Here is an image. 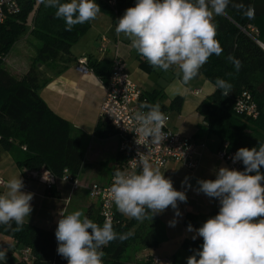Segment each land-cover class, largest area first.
I'll use <instances>...</instances> for the list:
<instances>
[{"label": "clouds", "instance_id": "clouds-1", "mask_svg": "<svg viewBox=\"0 0 264 264\" xmlns=\"http://www.w3.org/2000/svg\"><path fill=\"white\" fill-rule=\"evenodd\" d=\"M40 2L56 9L55 16L65 21L67 31L95 20L101 11L95 0ZM227 4L228 0H136L135 6L127 8L117 20L115 33L129 39L131 46L154 69L168 71L178 67V75L182 74V83L187 85L198 76L211 55L223 51L215 39L212 17L223 14ZM236 65L239 67L238 61ZM216 87L224 90L230 85L217 78ZM140 109L133 116L136 135L144 138L146 146L161 143L166 137L163 128L167 117L160 105L143 103ZM138 157L134 160L139 173L120 169L114 173L110 194L117 210L137 221L162 214L169 206L175 210L176 217L181 216L178 202H187L186 192L176 190L159 167L153 168L147 155L138 153ZM232 161L242 162L244 170L221 166L214 170V180H197L195 191L217 199L219 211L198 229L188 225L187 231L195 233L193 240L202 237L203 243L187 258V264H264V173L261 172L264 144L239 148ZM188 181L185 177L181 183L191 187ZM6 188L0 194V225L19 231L33 211L30 202L34 194L22 191L24 182L20 176L8 180ZM176 223L173 219L169 225L174 227ZM132 235L116 233L110 220L100 226L79 210L61 214L55 230L57 253L67 264H103L101 249ZM6 253L7 249H0V261L4 264Z\"/></svg>", "mask_w": 264, "mask_h": 264}, {"label": "trees", "instance_id": "trees-1", "mask_svg": "<svg viewBox=\"0 0 264 264\" xmlns=\"http://www.w3.org/2000/svg\"><path fill=\"white\" fill-rule=\"evenodd\" d=\"M18 1L19 13L0 26V146L14 155L15 164L22 171L46 170L60 177L66 169L71 177L76 178L83 165L80 143L73 135L71 124L54 114L41 99L39 92L44 80L40 67L70 63V49L87 32L91 21L77 24L67 31L65 21L56 18L55 8L45 7L40 0ZM95 2L101 8L100 13H110L117 22L127 8L135 6L136 0H118L116 14L99 0ZM31 12L34 16L29 34L39 47L28 71L18 78L3 68V61L25 32ZM212 23L216 26L215 39L223 51L220 55H211L199 70L198 75H202L215 90L200 101L196 111L202 117L207 135L217 139L221 145L226 143L228 152L235 154L241 147L253 148L264 144V50L257 44H264V0H228L223 14L214 15ZM139 57L150 65L145 58ZM111 68L112 60L109 59L94 60L88 64L89 71L105 85ZM217 78L226 81L230 88L218 89ZM243 91L252 96L257 106L258 117L255 120L236 115L233 111L234 103ZM161 98V92L154 90L141 94L140 103L157 104ZM182 101L179 96L173 98L168 109L179 112ZM95 134L102 138L114 132L107 123L100 121L95 127ZM261 172L264 173V167ZM51 195L56 197L53 193ZM218 211L217 200L214 216ZM85 215L103 225L98 214L94 217L90 209ZM144 220L127 219L120 212L115 214L113 230L118 234L131 232L133 235L123 242L117 239L104 246L101 249L103 264H132L123 261L129 248L138 246L144 249L158 245L156 224L144 226ZM189 224L193 228L200 226L191 213H187L183 221L185 227ZM12 227H16L14 222ZM0 233L15 243V250L6 253V264H67V260L57 253L55 231L25 223L19 231L0 225ZM202 243V237L185 239L181 248L193 255ZM24 247L30 248L33 253L29 263L23 262L18 255V250ZM0 264L4 262L0 261Z\"/></svg>", "mask_w": 264, "mask_h": 264}, {"label": "crops", "instance_id": "crops-1", "mask_svg": "<svg viewBox=\"0 0 264 264\" xmlns=\"http://www.w3.org/2000/svg\"><path fill=\"white\" fill-rule=\"evenodd\" d=\"M98 15H100V13ZM106 23L104 27L99 29L100 31H93L89 35L84 34L71 47L70 63L66 65L62 63H52L40 67V70L43 71L42 79L44 80V85L39 92L41 99L54 114L71 124L73 135L80 143L83 165L80 173L76 177L79 187L71 191L68 184L56 181L49 191L47 186L42 182L31 178L28 172L20 170L15 164L14 155L4 151L0 146V179L7 183L11 178L20 176L24 182L22 191L34 194L30 202L33 211L29 218H25V223L27 224L55 231V229L47 227L51 224V213L55 208H61L60 210L62 213L68 201H71L75 195L82 197L81 194H86L88 201H92L88 196L89 186L92 184H107L115 171L117 169L121 170L124 164V158L119 152V138L114 134L102 138L95 134L97 123L102 121L100 118V106L105 94V84H103L92 72L86 75L76 72V60L80 57H86L89 64L94 60H113L117 55L127 64V62H130V59L134 57L137 64L132 66L134 70L128 75L129 78L136 84L141 94L154 90L158 91L156 87H154L156 86L155 84H151V91H146V89H144L147 87L146 81L148 80V77L141 71V65L145 63L144 60L139 57L137 51L131 46V41L129 39L123 34L117 36L115 30L112 32V29H115L116 25L113 27L111 22ZM102 36L108 41L107 50L104 53L98 51V41ZM22 45L24 44L20 46ZM21 51V53H23V58H17L16 61H13V63L20 68H18V70L15 69L21 72L18 78L28 71L36 50L27 54L24 46H22ZM3 62H5V59ZM195 90H200L201 93L195 96L193 94ZM214 90V86L205 80L200 89L189 90L188 85L177 83L172 87L170 86L165 93L160 91L162 98L157 100V104L160 105V110L169 117L167 128L183 137L192 139L197 145L203 147H199L198 149V167L190 171L192 174L188 181L191 186L195 183L196 187L195 185L193 187L182 185L181 182L183 178H180L177 171L179 168H186L181 164L170 162L164 169H160L161 173H163L166 178L172 180L173 187L176 190L186 192L187 202H178V208L181 213L179 217L175 216V210L169 206L162 214L147 218L151 220V223L156 224L155 230L158 244L162 242L166 244L173 242L175 246L180 245L181 247L185 239L193 240L192 237L195 233L188 232L187 227L183 225L187 213L196 216L197 222L200 224L199 227H201L208 218L214 217L217 199L209 198L205 194L195 191L198 186V179L214 180V170L221 166L228 167L226 163L220 161L216 157L215 153L220 148L221 144L217 139L207 135L206 131L203 129L202 117L196 111L200 101L211 95ZM178 96L183 100L180 111L176 112L169 110L168 106L171 100ZM178 183L182 185L181 188L185 189L179 190L175 187V184ZM6 191V186L2 187L0 194ZM51 193L55 194L56 197H53ZM60 202L62 203L61 207L56 204ZM96 206V213L98 214L97 203ZM84 208L85 210L90 209L92 213L95 209L93 203L85 205ZM124 217L129 219V217L125 215ZM173 219L177 221L174 227L169 225V222ZM199 227L194 229H198ZM198 238L201 237L197 236L196 239ZM179 251L180 250L177 249L176 255L174 257L172 256V259L167 257L169 264L175 261V257L179 255ZM166 264H168V262Z\"/></svg>", "mask_w": 264, "mask_h": 264}, {"label": "built area", "instance_id": "built-area-1", "mask_svg": "<svg viewBox=\"0 0 264 264\" xmlns=\"http://www.w3.org/2000/svg\"><path fill=\"white\" fill-rule=\"evenodd\" d=\"M107 6L114 14L117 13L118 0H99ZM20 6L18 0H0V26L8 18L19 13ZM108 41L101 37L98 41V51L104 53L107 50ZM125 62L117 55L112 60V68L107 84L105 85V94L100 106V118L107 123L113 130L114 135L119 138V152L124 158V164L121 171L127 173L137 172L140 168L134 159H138V153L147 155L153 167L164 169L170 162L181 164L189 171L198 167V149L197 143L192 139L183 137L174 133L167 128L169 122L168 115L165 122L163 133L166 137L159 144L145 145L143 137L136 135V121L133 119L134 113L140 109L141 92L136 84L129 78L126 71ZM75 71L79 74L86 75L88 69V60L86 57H80L75 62ZM200 90L193 91L195 96L200 94ZM146 111V110H144ZM233 111L236 115L255 120L258 117L257 106L252 96L243 91L234 103ZM138 140L137 143L136 141ZM23 150H25L23 148ZM216 157L227 164L230 169L244 170L242 162L233 163V152H228L227 144L223 143L215 153ZM30 177L42 182L49 189L56 181H61L70 186L74 191L79 187L76 178L69 175L68 171L63 170L60 177L52 175L49 171L30 172ZM114 176V175H113ZM113 176L107 184H92L88 188L89 198L98 204V216L104 223L110 220L112 223L116 213H119L110 194V187L113 183ZM6 182L0 179V188L5 187ZM18 255L23 262L29 263L33 259L32 250L28 247L20 248ZM157 258L152 259L156 264Z\"/></svg>", "mask_w": 264, "mask_h": 264}, {"label": "rangeland", "instance_id": "rangeland-1", "mask_svg": "<svg viewBox=\"0 0 264 264\" xmlns=\"http://www.w3.org/2000/svg\"><path fill=\"white\" fill-rule=\"evenodd\" d=\"M214 15L215 14H213V17ZM33 16H34L33 12H31L28 15L26 25H25V32L17 40V42L15 43V45L12 47L11 51L9 52L8 56L5 58V62H3V68L7 72H9L10 74L16 77H18L21 74V72L17 71L19 67H17V65L14 64L13 61H16L17 58H21V57L23 58V55H22L23 53H21L22 46H24V49L25 51H27V54L34 52L39 47V43L29 34L31 27H32ZM98 16L93 22L91 21L92 25L85 33L86 35L91 34L93 31L94 32L100 31L99 29L104 27L107 24L106 22H111L113 27L114 25L117 24V22L113 20L110 13L104 12V13H100V15ZM114 30L115 29L113 28L112 32ZM21 44H24V45L20 46ZM24 61H25V57H24ZM134 64H137L134 57L130 59V62H127L126 71L128 75L131 73V71L134 70V67H132ZM141 67H142L141 71L143 72V74H145L148 77V80L146 81L147 87L144 88L146 89V91L152 90L151 84H155L156 86L154 87H156V89L158 91H161L162 93H165L166 91H168V88L170 86L172 87L177 83L183 84L182 74L178 75L179 68L176 66H173L168 71H163L161 69H154L151 65H148L146 63H143ZM40 72L42 73L43 71L40 70ZM204 82H205L204 77L202 75H198L196 78H194L187 84L188 89L189 90L200 89ZM0 152H1V149H0ZM177 174L180 176V178H183L182 180H184L185 177L189 178L192 172L187 171L186 169H183V168H179V170L177 171ZM194 185L196 187L195 183ZM194 185H192L191 187H193ZM181 186L182 185L180 183L175 184V187H177L179 190L185 189V188H181ZM0 192H1V188H0ZM81 196L82 197H79V195L78 196L75 195L71 201H68L62 213L60 210L61 208H57V209L55 208L53 212L51 213V218H52L51 224H49L47 227L50 229L56 230L57 222L61 218V214L67 215V214H70L72 212L79 210L83 212L85 215L87 212V209L85 210L84 206L87 204L93 203V207L95 208L93 211V215L95 217L96 209H97L96 203L94 201L93 202L88 201L86 194H81ZM56 204H58L57 206H60V207L62 206L61 202L56 203ZM150 223H151L150 221H147L145 219L144 223L142 224L144 226H149ZM57 247H58V244H57ZM0 249H7V252H12L15 250V243L12 239L0 233ZM177 249L180 251H179V255L175 257V261H173L174 264H186L187 258L191 256L192 254L181 249L180 245L175 246L173 242L168 243V244L162 242L161 244H158L156 247H150V248H144V249H141L138 246H133L129 248L128 251L125 253L123 257V261L132 263V264H146L148 262L151 264H154L152 263V259L157 258L158 262L156 264H166L167 262L169 264L167 257L172 259L171 257L172 256L174 257L176 255Z\"/></svg>", "mask_w": 264, "mask_h": 264}, {"label": "water", "instance_id": "water-1", "mask_svg": "<svg viewBox=\"0 0 264 264\" xmlns=\"http://www.w3.org/2000/svg\"><path fill=\"white\" fill-rule=\"evenodd\" d=\"M257 44L260 46V48H261L262 50H264V44H261V43H259V42H257Z\"/></svg>", "mask_w": 264, "mask_h": 264}]
</instances>
